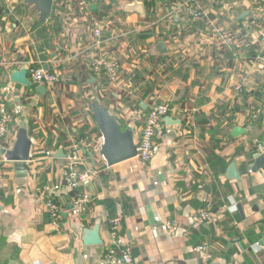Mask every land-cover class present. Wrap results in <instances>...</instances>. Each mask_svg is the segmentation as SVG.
Listing matches in <instances>:
<instances>
[{
	"label": "crops",
	"instance_id": "1",
	"mask_svg": "<svg viewBox=\"0 0 264 264\" xmlns=\"http://www.w3.org/2000/svg\"><path fill=\"white\" fill-rule=\"evenodd\" d=\"M100 1L109 0H90L84 14L75 0H63L60 11L52 7L40 22L34 4L0 0V97L11 82L7 106L14 118L8 141L0 139V264H114L105 251L108 219L117 215L136 264H264V160L258 161L264 154V28L248 23L254 1L198 0L205 23L169 16L172 0H143L145 16L140 1H118L130 28L127 44L117 36L116 23L100 39L94 36ZM109 15L113 11L98 18ZM216 25L241 33L236 52L218 44ZM160 42L164 53L157 50ZM96 55L117 57L116 84L103 83L91 69ZM56 58L62 62L54 91L43 92L44 85L32 79L24 86L9 78L18 70L15 61L46 68ZM243 75L247 83L238 92ZM86 95L99 104L108 99L104 103L120 126L131 127L134 142L142 120L127 117L133 107L145 114L158 101L172 110L159 124L150 161L133 157L104 168L95 160L99 173L69 190L64 169L71 140L85 126L102 136ZM20 128L31 141L25 170L5 157ZM73 191L90 196L83 210L74 205ZM48 199L63 207L57 224L45 207ZM200 211H209L213 220L192 227ZM204 243L212 249L209 260L197 250Z\"/></svg>",
	"mask_w": 264,
	"mask_h": 264
},
{
	"label": "built area",
	"instance_id": "2",
	"mask_svg": "<svg viewBox=\"0 0 264 264\" xmlns=\"http://www.w3.org/2000/svg\"><path fill=\"white\" fill-rule=\"evenodd\" d=\"M130 1H140L142 16H145V3L143 0ZM253 1L254 5L250 12L248 23L249 25L258 24L260 28H264V0ZM75 2L80 12L86 14L89 12L90 0H75ZM62 4L63 0H52V7H54V10L60 11L63 7ZM172 14H183L186 21L189 22H206L204 11L198 0H172L168 15L170 16ZM116 15L119 14L113 13L112 16H105L107 21L104 20L105 18L100 19L96 17L98 19H93L92 30L97 39H100L101 31L104 28L113 25V23L115 24ZM146 27L147 25H144V28ZM213 33L218 44L223 47L224 50L236 52V49L242 44V36L238 30L223 25H216L214 26ZM61 62V58H56L52 60L51 67L44 68L35 61H15L14 67L17 66L18 70L21 67L26 68L28 79H32L36 83H41L45 88L54 91L60 80L59 64ZM91 69L100 77L105 76L111 83H116L121 75L119 61L117 57L114 56H92ZM246 83L247 76L243 75L236 84V90L238 92L244 91ZM11 89L12 83L8 82L4 87L5 95L0 97V139H4L5 141H8V130L14 121L13 115L8 110L7 106L8 92ZM127 91L128 94H133L131 89ZM152 97H150V99ZM133 108H135V110L127 114V117L142 120L141 134L139 140L136 142V155L134 157L142 163H146L150 161L155 154V141L159 124L162 119L170 113L172 108L168 103L158 101H152L150 105H148L145 114H143L142 110L138 107ZM102 144V136L93 137L87 134L78 135L71 140L68 153L65 157L66 165L64 169V179L69 190H76L81 186L87 185L92 176L99 173V170L94 166L95 160L102 162L104 168L110 167L101 153ZM87 154L91 158V163L88 160ZM73 202L78 209L83 210L90 202V196L86 192H78L74 195ZM45 207L49 216L52 218V222L57 224L63 211L62 205L54 199H48L45 202ZM122 219L121 215L108 219L110 242L106 248L105 256L108 259L114 260V264H136L128 242L121 235ZM212 220L213 215L209 211H200L193 216L191 225L192 227L198 228ZM167 227L171 232L176 230V226L171 223H168ZM197 250L204 260H209L213 257L212 249L207 243L200 245Z\"/></svg>",
	"mask_w": 264,
	"mask_h": 264
},
{
	"label": "water",
	"instance_id": "3",
	"mask_svg": "<svg viewBox=\"0 0 264 264\" xmlns=\"http://www.w3.org/2000/svg\"><path fill=\"white\" fill-rule=\"evenodd\" d=\"M27 3L34 4L39 12L38 20L45 21L51 13L52 0H26ZM159 53L166 52L163 42L157 44ZM10 80L14 83H19L24 86H30L31 81L28 79L26 68L14 70L10 73ZM44 92L45 87L40 86ZM93 118L98 129L103 137L101 145V153L106 159L108 165H114L120 161L131 159L136 155V143L133 139V134L130 126L121 128L114 115L98 102H93L90 105ZM240 132L241 129H236ZM31 141L27 136L26 129L20 128L18 137L12 149L5 151V157L15 162L19 170H25V163L30 158ZM264 160V154L260 155L259 163Z\"/></svg>",
	"mask_w": 264,
	"mask_h": 264
},
{
	"label": "trees",
	"instance_id": "4",
	"mask_svg": "<svg viewBox=\"0 0 264 264\" xmlns=\"http://www.w3.org/2000/svg\"><path fill=\"white\" fill-rule=\"evenodd\" d=\"M101 2V4L100 5H98V11H95L96 12V14L95 15H97V17H100V16H104V15H106V14H109V12H111V11H113V13H115V14H119V11L117 10V1L116 0H109L108 1V3L107 4H104L103 3V1H100ZM94 12V13H95ZM142 56V55H141ZM161 56H163V54H161ZM158 58V57H157ZM149 60H150V62L152 63L153 62V64L155 65L156 63H157V60H156V58L152 55H150L149 56ZM140 71H142L143 73H146V72H152V70L151 69H147V68H143L142 70H140ZM154 73V72H153ZM136 76H137V74H136ZM134 77V79H137V77ZM156 77V75H154V78ZM140 79H141V77H140ZM140 79H139V81H140ZM100 80L103 82V83H106L107 82V79L104 77V76H102L101 78H100ZM151 87H152V85L150 84V83H148L147 85H146V88L144 89V91H146V92H149L150 91V89H151ZM128 101L127 102H129V104H132V101H134L135 102V100L136 99H131V100H129V99H127ZM137 103V102H136ZM137 105V104H136ZM91 112V111H90ZM92 113V112H91ZM92 115V114H91ZM92 117H93V115H92ZM93 120H94V118H93ZM95 121V120H94ZM32 125H29V131L32 129V127H31ZM122 127V129H124L125 128V125H121ZM96 129H93V128H88L87 126H85V129L83 130V131H81L78 135H83V134H88V135H90V136H93V134H94V136H95V134H96ZM77 135V136H78ZM77 136H75V137H77ZM213 158V157H212ZM79 192V191H78ZM73 193H76V191H73Z\"/></svg>",
	"mask_w": 264,
	"mask_h": 264
},
{
	"label": "rangeland",
	"instance_id": "5",
	"mask_svg": "<svg viewBox=\"0 0 264 264\" xmlns=\"http://www.w3.org/2000/svg\"><path fill=\"white\" fill-rule=\"evenodd\" d=\"M117 1H126L127 2V0H117ZM118 8H119V5H118ZM117 8V10L120 12L119 13V15H116L115 16V23H116V29H117V36L118 37H121V38H123L124 39V43L125 44H127L130 40H131V37H130V32H129V30H130V28L128 27L129 26V24H127L126 22H125V16H122V14H123V10L121 9V10H119ZM84 14H86V13H84ZM184 16V15H183ZM96 19H98V18H96ZM105 21H107V18H105L104 19ZM93 25V24H92ZM142 25H143V28H144V25H147V27L146 28H144V29H148V23L146 22V23H141V27H142ZM132 29V28H131ZM127 38V39H126ZM118 41V46H119V40H117ZM96 56H98V55H96ZM102 77V76H101ZM105 77V76H104ZM106 78V77H105ZM107 79V78H106ZM108 81V80H107ZM116 84V83H115ZM112 85V84H111ZM126 89H132V87H130V86H128V87H125ZM127 91V90H126ZM85 93H87V91H85ZM103 97L102 98H104L105 99V95H102ZM105 96V97H104ZM94 97V96H93ZM93 97L91 98L90 96H87L86 95V98H88V105H87V108L89 109L90 108V105H91V103L93 102V101H91L92 99H93ZM101 98V99H102ZM107 98H109V97H107ZM100 99V100H101ZM106 100V103H107V100L108 99H105ZM105 100H101V101H99L100 102V104L101 105H104V107L105 108H107L108 110H109V108L107 107V105L104 103L105 102ZM95 101H97L98 102V100L96 99ZM103 103V104H102ZM122 110H124V109H122ZM110 111V113L112 114V115H114L113 113H112V111L111 110H109ZM129 110H127V112H128ZM122 112V111H121ZM92 114V113H91ZM114 117H115V115H114ZM134 120V119H133ZM136 143V142H135Z\"/></svg>",
	"mask_w": 264,
	"mask_h": 264
}]
</instances>
